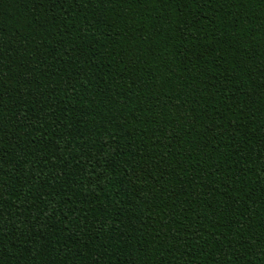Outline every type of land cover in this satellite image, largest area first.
I'll list each match as a JSON object with an SVG mask.
<instances>
[{"label": "trees", "instance_id": "1", "mask_svg": "<svg viewBox=\"0 0 264 264\" xmlns=\"http://www.w3.org/2000/svg\"><path fill=\"white\" fill-rule=\"evenodd\" d=\"M0 264H264V0H0Z\"/></svg>", "mask_w": 264, "mask_h": 264}]
</instances>
